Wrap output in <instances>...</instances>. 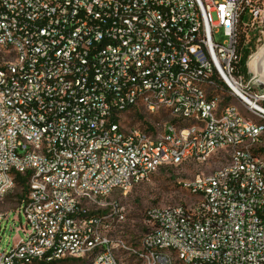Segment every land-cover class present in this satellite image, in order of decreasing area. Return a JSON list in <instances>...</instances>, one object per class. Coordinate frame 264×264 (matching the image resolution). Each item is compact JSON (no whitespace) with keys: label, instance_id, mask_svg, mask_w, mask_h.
Returning <instances> with one entry per match:
<instances>
[{"label":"built area","instance_id":"built-area-1","mask_svg":"<svg viewBox=\"0 0 264 264\" xmlns=\"http://www.w3.org/2000/svg\"><path fill=\"white\" fill-rule=\"evenodd\" d=\"M262 21L264 0H0V199L25 176L0 264H264V87L240 70ZM140 106L169 119L124 126ZM212 155L189 203L150 208L134 246L112 237L113 192Z\"/></svg>","mask_w":264,"mask_h":264},{"label":"rangeland","instance_id":"rangeland-1","mask_svg":"<svg viewBox=\"0 0 264 264\" xmlns=\"http://www.w3.org/2000/svg\"><path fill=\"white\" fill-rule=\"evenodd\" d=\"M243 21H248V15L245 14ZM217 41L224 39L221 31L215 36ZM245 39V50H248L246 56V77L253 76L264 83V21L254 23L247 31ZM247 48V49H246ZM250 56V57H249ZM249 57V58H248ZM168 114L160 110L157 114H147L143 107L133 108L123 115L122 124L124 126L137 125L151 129L152 124L162 123L168 120ZM220 159L214 155L206 161H185L179 165H169L161 167L146 179L133 184L125 195L120 192H113L111 197L119 199L123 207L124 219L117 223L116 230L111 235L113 238H119L127 246H134L138 239L147 230L144 223L146 212L156 206H165L176 203H189L193 197L181 186L182 182L193 178L196 174L213 171L220 165ZM23 188L15 184L12 189L0 199V212L8 215L9 221L5 231L0 233V248H9L11 243L8 239L21 237L23 234L19 231L9 230V226L23 225V218H19L16 223L12 221L14 210L16 209ZM120 197V198H119ZM118 254L122 264H142L137 258L127 251L119 248ZM54 264H85V262H71L67 260L56 261Z\"/></svg>","mask_w":264,"mask_h":264},{"label":"trees","instance_id":"trees-1","mask_svg":"<svg viewBox=\"0 0 264 264\" xmlns=\"http://www.w3.org/2000/svg\"><path fill=\"white\" fill-rule=\"evenodd\" d=\"M242 42H243V36L241 37V40H240V43H242ZM245 47L242 48V54H241V58H240V70L244 73L246 72V56L248 54V50H245ZM15 184L22 186L23 192H24V190H25V176L17 174L15 177ZM22 194H21V196H22ZM54 263L55 262H43L41 260H37L33 264H54Z\"/></svg>","mask_w":264,"mask_h":264},{"label":"water","instance_id":"water-1","mask_svg":"<svg viewBox=\"0 0 264 264\" xmlns=\"http://www.w3.org/2000/svg\"><path fill=\"white\" fill-rule=\"evenodd\" d=\"M259 84H260V87H264V83H261V82L259 81Z\"/></svg>","mask_w":264,"mask_h":264},{"label":"bare ground","instance_id":"bare-ground-1","mask_svg":"<svg viewBox=\"0 0 264 264\" xmlns=\"http://www.w3.org/2000/svg\"><path fill=\"white\" fill-rule=\"evenodd\" d=\"M254 78V77H253ZM254 79H256V78H254ZM257 80V79H256ZM259 81V80H258ZM261 82V81H260ZM262 83V82H261Z\"/></svg>","mask_w":264,"mask_h":264}]
</instances>
